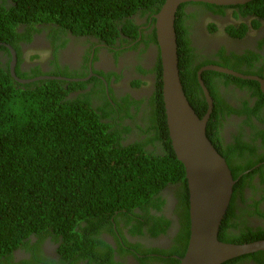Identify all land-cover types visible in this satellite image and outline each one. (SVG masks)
Masks as SVG:
<instances>
[{"label":"trees","instance_id":"trees-1","mask_svg":"<svg viewBox=\"0 0 264 264\" xmlns=\"http://www.w3.org/2000/svg\"><path fill=\"white\" fill-rule=\"evenodd\" d=\"M164 1L11 0L6 4L3 0L0 4V41L16 34V26L22 23L49 22L72 34H88L112 44L121 32L132 33L133 38L137 35L130 19L136 12L150 11L154 23L152 16ZM183 5L179 6L175 20L179 75L191 107L201 118L208 104L197 81L199 65H194L189 41L182 35ZM247 5L248 12L264 18V0H252ZM153 34L156 42V34ZM154 71L155 90L150 97L148 125L145 132L139 129L145 138L122 143V135L130 131V126L113 120L111 114L115 111L109 107V100L95 106L90 96L94 90L68 97L70 90L83 88L85 82L55 78L22 84L12 78L7 67L0 66V128L6 121L12 122L9 131H0V254L7 253L30 234L61 236L66 243L73 242L77 234L83 235L81 241H89L86 244L91 250L99 243L95 235L101 227L105 225L111 229L113 223H118V218H124L125 225H130V233L140 235L143 225L138 217L143 218L148 233L154 237L165 232L170 221L149 209L160 210L164 200L159 194L165 186L173 184L177 185L182 221L174 239L178 245L169 252H161L167 256L161 260L165 264H179V259L173 255L182 257L187 247L189 194L184 166L177 159L168 134L160 63ZM208 73L216 72L206 71L201 75L210 95L215 98L206 80ZM95 92L98 94L100 90ZM14 96H20L25 102L39 101V111L29 108L27 122L23 124L15 122V117L5 111V105ZM124 102L128 106L134 101L126 97ZM218 111L213 102L206 135L218 153L228 160V148L224 147L219 134L221 119ZM124 117L133 118L128 108ZM148 145L154 149H147ZM243 169L245 167L232 169L233 177L236 178ZM232 206L231 201L221 222L218 239L232 243L264 239V230L260 228L252 231L245 227L238 233H227V228L239 227L229 218ZM133 220L139 224L131 223ZM101 244L108 246L104 242ZM147 252L144 249V253ZM245 258L264 263V251L221 264H237ZM96 260L102 264H115L111 258Z\"/></svg>","mask_w":264,"mask_h":264},{"label":"flooded vegetation","instance_id":"flooded-vegetation-1","mask_svg":"<svg viewBox=\"0 0 264 264\" xmlns=\"http://www.w3.org/2000/svg\"><path fill=\"white\" fill-rule=\"evenodd\" d=\"M10 2L6 0V4ZM249 2L224 6L189 1L182 3L181 9L182 35L189 41L194 65H199L197 73L203 67L218 66L246 76L209 69L201 72H216L208 73L206 80L215 96L210 95L212 107L214 102L219 108V134L228 148V167L231 173L232 169L245 167L233 177V212L229 218L239 227L227 228L228 234L245 227L264 230V18L248 12ZM130 19L137 35L133 38L132 33L121 32L112 44L92 35L72 34L49 22L22 23L16 26L15 36L0 41V66L7 67L12 76L15 54L14 73L21 79L55 76L85 82L83 88L70 90L68 97L94 90L90 93L92 103L99 106L109 100V107L115 111L111 114L113 120L130 126V131L122 135V143L144 139L139 129L145 132L148 125L150 97L155 90L154 69L161 62L150 11L136 12ZM96 89L100 90L98 94ZM126 97L134 102L127 106ZM126 108L132 119L124 117ZM147 149L154 148L148 145ZM176 193L177 185L165 186L159 194L164 200L160 210L150 207L151 213L170 221L165 232L154 237L143 218L138 217L143 225L141 235L130 233V225L118 218L111 229L101 227L95 235L99 243L91 250L86 244L89 241H81L83 235L77 234L73 242L66 243L61 236L30 234L0 254V264H102L96 260L102 257L111 258L115 264H165L161 259L167 256L161 252L178 245L174 239L182 221ZM131 223L139 224L136 220ZM237 264L264 263L245 258Z\"/></svg>","mask_w":264,"mask_h":264},{"label":"water","instance_id":"water-1","mask_svg":"<svg viewBox=\"0 0 264 264\" xmlns=\"http://www.w3.org/2000/svg\"><path fill=\"white\" fill-rule=\"evenodd\" d=\"M204 2L233 6L251 0H165L153 15L161 62L162 99L169 138L177 159L183 164L189 194V239L179 264H221L239 256L264 251V239L244 243L218 239L221 222L229 207L234 179L225 158L218 153L206 135L212 111V98L201 77L203 70H215L246 77L218 66H206L197 80L208 104L199 118L191 107L180 80L175 30L176 12L184 2ZM15 54L11 63L12 77L22 83L38 79H64L40 76L21 79L14 73ZM261 81V80H260ZM262 82V81H261Z\"/></svg>","mask_w":264,"mask_h":264},{"label":"clouds","instance_id":"clouds-1","mask_svg":"<svg viewBox=\"0 0 264 264\" xmlns=\"http://www.w3.org/2000/svg\"><path fill=\"white\" fill-rule=\"evenodd\" d=\"M153 17V16H152ZM31 108L33 111H39V101L28 100L25 102L24 99L20 98V96H14L9 99L7 104L5 105V111L10 113L13 117H15V122L19 124H23L27 122L28 119V110ZM10 123L6 121L0 131H9Z\"/></svg>","mask_w":264,"mask_h":264},{"label":"bare ground","instance_id":"bare-ground-1","mask_svg":"<svg viewBox=\"0 0 264 264\" xmlns=\"http://www.w3.org/2000/svg\"><path fill=\"white\" fill-rule=\"evenodd\" d=\"M15 36V35H14ZM17 56V55H16Z\"/></svg>","mask_w":264,"mask_h":264}]
</instances>
